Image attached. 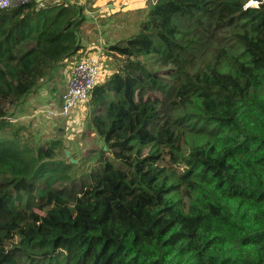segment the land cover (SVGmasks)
Returning a JSON list of instances; mask_svg holds the SVG:
<instances>
[{
	"label": "trees",
	"instance_id": "16d2710c",
	"mask_svg": "<svg viewBox=\"0 0 264 264\" xmlns=\"http://www.w3.org/2000/svg\"><path fill=\"white\" fill-rule=\"evenodd\" d=\"M140 15L87 102L105 149L67 192L74 164L51 162L55 141L33 158L11 117L81 50L84 7L0 10V264H264V0ZM189 135L210 143L180 158Z\"/></svg>",
	"mask_w": 264,
	"mask_h": 264
},
{
	"label": "rangeland",
	"instance_id": "374dc122",
	"mask_svg": "<svg viewBox=\"0 0 264 264\" xmlns=\"http://www.w3.org/2000/svg\"><path fill=\"white\" fill-rule=\"evenodd\" d=\"M154 1L155 0H151V2ZM72 5L81 6L82 3L76 0ZM252 5L256 6L257 4H249L248 2L246 6ZM117 14L113 15V17L115 16L114 22L125 18V15L118 14V16ZM127 15L126 22L120 25L113 24L114 26H108L109 21H111L113 17H109L108 20L106 19L107 22L102 25L100 24V19L96 20V18H89V16H87L86 22L90 23L96 20L95 26L98 29H91L89 27L93 25L84 23V26L86 25L85 31L83 26L79 32L81 50L73 55L72 58L68 59L67 62L56 65V67L40 81L37 89L28 97H25L18 107L13 110L15 113L11 117L12 122L22 128L17 133L16 137L20 139L23 144L32 146L31 155L33 158L37 152L36 148H50L52 142L55 141V143H57L53 149L55 156L51 159V162L55 164L56 168L70 164V159L76 161V163H73V169L68 171L65 170L68 174L66 181L59 184V186L64 187L67 192L77 191L86 183V176L94 167L101 148L105 149V147L102 140L98 138L89 125L90 108L88 103L83 104L71 113L64 122L51 119L44 113L49 106L46 102L42 101L39 93L40 91L46 90L47 87H50L49 84L51 81H54L51 88L52 93L55 94V97L53 96L52 105H57L62 101L59 99V96L62 95L61 88H58L57 81L59 82V79H62V73L69 70L72 63L88 55H97L103 60L104 67L102 74L105 75L104 78L115 72L121 61L119 58L109 53L107 48L132 36L138 30L137 16L135 14ZM104 78L102 77V79ZM41 105L42 107L40 108ZM39 108L42 109V111L39 110V112L35 113ZM10 128L12 130L16 129L14 127ZM207 142V139H200L199 137H195V135H189L186 144L179 153V157L187 158L194 152L196 145L205 144ZM209 143L210 142H208V144ZM66 150L70 154L68 158L65 156ZM147 153H149V151H145L144 154ZM161 165L165 164L161 163ZM166 167L171 169L170 166L166 165ZM178 199H181L186 209L193 200V198L186 196L183 191L177 192L171 197L172 202Z\"/></svg>",
	"mask_w": 264,
	"mask_h": 264
},
{
	"label": "built area",
	"instance_id": "2783aa9c",
	"mask_svg": "<svg viewBox=\"0 0 264 264\" xmlns=\"http://www.w3.org/2000/svg\"><path fill=\"white\" fill-rule=\"evenodd\" d=\"M51 0H0V10L24 6L31 2L38 6ZM249 4H256L250 1ZM103 60L97 55H88L72 63L68 71L65 90L61 103L54 108H47L44 113L51 119L66 121L80 106L87 103L95 85L104 78Z\"/></svg>",
	"mask_w": 264,
	"mask_h": 264
},
{
	"label": "crops",
	"instance_id": "0c3cea01",
	"mask_svg": "<svg viewBox=\"0 0 264 264\" xmlns=\"http://www.w3.org/2000/svg\"><path fill=\"white\" fill-rule=\"evenodd\" d=\"M75 1L76 0H51L50 2L73 4ZM77 1H79V3H82L86 17L89 16V18H96V20L100 19V24H102V25L105 22H107L109 17H113V15H116L117 13L119 15H125V18L120 19V20H116L115 22H114V18H115V16H114L111 19V21H109L108 26L109 25H111V26L120 25L121 23L126 22V19L128 17L127 14H130V15L135 14L137 16V21H138L137 25H139V23L143 19V15L141 16L140 12L146 10L147 2H148V0H77ZM96 20L94 22H90V23L86 22V24L93 25V26L89 27L91 29H98L95 26ZM85 27H86V25L84 26V31H85ZM67 61H68V59H65L63 62H67ZM71 67H72V64H71ZM70 68H69V70H70ZM69 70H66L64 73H62V79L60 80L58 78L59 82L57 81L58 88H61V95L62 96H59V99H61V100L63 98L66 78H67V74H68ZM53 83H54V81H51V83L49 84L50 87H47L46 90L40 91V93H39L42 101L46 102L47 105L49 106V108L56 107V105L55 106L52 105L53 96L55 97V94L52 93V91H51ZM42 101H41V104H42ZM60 103H61V101L57 105H59ZM44 106H46V105H44ZM41 107H42V105L40 106V108ZM40 108L37 109L35 111V113L39 112V110L42 111V109H40Z\"/></svg>",
	"mask_w": 264,
	"mask_h": 264
},
{
	"label": "water",
	"instance_id": "95a60500",
	"mask_svg": "<svg viewBox=\"0 0 264 264\" xmlns=\"http://www.w3.org/2000/svg\"><path fill=\"white\" fill-rule=\"evenodd\" d=\"M69 155H70L69 152L66 150V151H65V156L68 158ZM70 161H71L72 163H76V161L73 160V159H70Z\"/></svg>",
	"mask_w": 264,
	"mask_h": 264
}]
</instances>
